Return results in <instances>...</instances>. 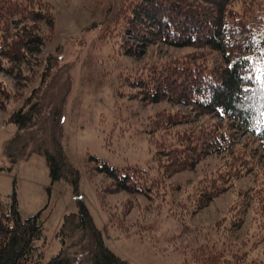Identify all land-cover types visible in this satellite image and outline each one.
Wrapping results in <instances>:
<instances>
[{
	"label": "rangeland",
	"instance_id": "obj_1",
	"mask_svg": "<svg viewBox=\"0 0 264 264\" xmlns=\"http://www.w3.org/2000/svg\"><path fill=\"white\" fill-rule=\"evenodd\" d=\"M27 1L36 8L43 4L54 27L36 24L47 42L40 55L15 65L22 71L20 80L7 74L14 64L0 56V83L7 91L0 98V199L10 204L15 196L23 219L42 213L45 237L38 245L43 262L62 250L58 234L65 217L78 212L79 196L107 248L128 264H209L213 249L228 256L218 264H264L262 146L233 128V120L200 114L182 101L145 102L132 84L159 80L168 64L179 62L202 65L205 78H214L224 68L221 55L208 47L178 48L159 41L140 54L136 35L118 18H126L130 0ZM228 12L250 23V17L264 15V0H233ZM5 32L0 31V43ZM28 99L26 110L37 105L40 114L29 130L18 134L9 117ZM55 112L63 113L62 123L55 122ZM192 132L205 137L203 142L211 134L231 144H207L206 156L194 169L167 177L165 172L186 164L194 149H203L201 142L189 147L181 141ZM60 133L68 165L65 177L52 183L45 157L24 155L39 147L54 151L52 139ZM16 134L12 154L18 161L13 165L6 147ZM90 157L122 172L147 170L144 180L158 177L146 181L149 194L109 193L110 180L93 171ZM72 172L79 174L78 195ZM217 187L220 194L197 209L200 196ZM77 237L68 240L69 246Z\"/></svg>",
	"mask_w": 264,
	"mask_h": 264
},
{
	"label": "trees",
	"instance_id": "obj_2",
	"mask_svg": "<svg viewBox=\"0 0 264 264\" xmlns=\"http://www.w3.org/2000/svg\"><path fill=\"white\" fill-rule=\"evenodd\" d=\"M232 1L130 0L124 9L126 18L125 15H118V18L126 21L125 28L130 35L133 37L136 35L139 45L142 46L140 54H143L149 45L159 41L178 48L208 47L218 52L224 63V68L219 75L215 73L214 78L211 77L212 74L205 78L204 74L207 71L200 69L202 65L179 62L168 64L169 67L163 70L159 80L151 79L132 84L140 90L145 102L158 104L163 101L174 103L182 101L193 106L200 114H214L233 120V128L247 132L264 149V15L250 17L252 19L250 23L246 21L248 18H245V22H239L228 12ZM37 23L54 27V17L43 4L36 8V4L33 6L27 0H0V31H6L5 38L0 43V56L14 64V67L6 72L14 75L16 80L22 78V71L15 65L21 66L27 62L29 56L40 55L46 45L45 34L41 27H36ZM128 52L131 54L133 51ZM0 71H3L1 67ZM257 72L261 74L258 75ZM6 92L0 83V98L6 96ZM30 103L31 100L28 99L24 107L9 117V123L18 127V134L29 130L34 116L40 114L35 112L37 105L26 110ZM3 108L0 103V109ZM62 118V112H55V122L57 120V123H62ZM214 133L213 131V135ZM18 134L6 147V155L13 165L18 161L12 154V145ZM194 134L187 133L181 141L190 144L189 147L201 142L203 149H194L192 158L189 157L188 160L184 158L186 164L180 163L176 169L165 172L167 177L180 171L194 169L206 156L207 144L210 147L219 145L220 148L225 144L228 146L231 144L227 138L219 136L217 140L218 136L212 138L211 134L209 140L203 142L205 137ZM61 137L62 133L54 134L52 139L54 151L39 147L24 155V158L31 157L33 153L44 156L52 183L59 182L65 177L68 165ZM177 152H171L169 155ZM171 161L173 164H170L175 167L176 162L174 159ZM176 161L178 162V158ZM90 162L94 163L93 171L110 180L109 193L125 192L131 196L149 194L151 184L145 187L148 186L146 181H155L154 178L158 177L144 180L147 170L135 167L122 172L101 163L95 157H90ZM71 176V183L78 195L79 174L72 172ZM218 190L219 187L217 191L209 189L208 193L202 194L198 199L197 209L207 207L220 194L221 191ZM77 207V213L65 217L58 234L62 250L47 264H128L107 248L102 233L96 228L89 209L79 196ZM76 235L78 240H73L74 244L69 246L68 240L74 239ZM44 237L45 221L42 213L23 219L15 196L10 204L0 199V264H45L41 247L38 245ZM75 247L77 249H74ZM202 250L205 251L203 248ZM213 250L207 258L209 264L227 260L228 256L221 251L220 254L214 253Z\"/></svg>",
	"mask_w": 264,
	"mask_h": 264
}]
</instances>
